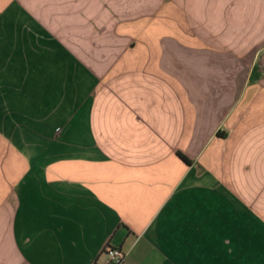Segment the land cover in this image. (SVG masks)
<instances>
[{"label": "crops", "instance_id": "0c3cea01", "mask_svg": "<svg viewBox=\"0 0 264 264\" xmlns=\"http://www.w3.org/2000/svg\"><path fill=\"white\" fill-rule=\"evenodd\" d=\"M107 244L264 264V0H0V264Z\"/></svg>", "mask_w": 264, "mask_h": 264}, {"label": "built area", "instance_id": "2783aa9c", "mask_svg": "<svg viewBox=\"0 0 264 264\" xmlns=\"http://www.w3.org/2000/svg\"><path fill=\"white\" fill-rule=\"evenodd\" d=\"M104 255L106 256L105 264H123L125 253L116 246L106 245L103 250Z\"/></svg>", "mask_w": 264, "mask_h": 264}, {"label": "trees", "instance_id": "16d2710c", "mask_svg": "<svg viewBox=\"0 0 264 264\" xmlns=\"http://www.w3.org/2000/svg\"><path fill=\"white\" fill-rule=\"evenodd\" d=\"M257 78V76H255V77H251V79H256ZM179 154V156L184 160V161H188V159L184 156V155H182L181 153H178Z\"/></svg>", "mask_w": 264, "mask_h": 264}]
</instances>
